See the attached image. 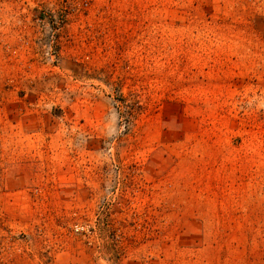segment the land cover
Masks as SVG:
<instances>
[{"label": "rangeland", "instance_id": "374dc122", "mask_svg": "<svg viewBox=\"0 0 264 264\" xmlns=\"http://www.w3.org/2000/svg\"><path fill=\"white\" fill-rule=\"evenodd\" d=\"M15 263L264 264V0H0Z\"/></svg>", "mask_w": 264, "mask_h": 264}, {"label": "built area", "instance_id": "2783aa9c", "mask_svg": "<svg viewBox=\"0 0 264 264\" xmlns=\"http://www.w3.org/2000/svg\"><path fill=\"white\" fill-rule=\"evenodd\" d=\"M75 229L76 231H80V230H84V226L83 225H76L75 224ZM15 261V260H14ZM16 264V263H15Z\"/></svg>", "mask_w": 264, "mask_h": 264}]
</instances>
